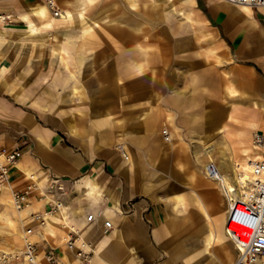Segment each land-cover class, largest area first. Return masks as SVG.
Wrapping results in <instances>:
<instances>
[{"label": "crops", "instance_id": "obj_1", "mask_svg": "<svg viewBox=\"0 0 264 264\" xmlns=\"http://www.w3.org/2000/svg\"><path fill=\"white\" fill-rule=\"evenodd\" d=\"M194 2L206 21L201 30L212 32L213 47L219 46L216 60L206 59L208 42H198L193 34L196 45L205 42L203 60L173 59L177 71L164 69L162 62L158 81L152 76L158 58L144 57L151 69H144L147 87L142 89L126 88L142 74L133 65L127 72L103 66L91 79L107 83L95 88L83 82L79 91L73 70L66 68L64 76L50 65L44 70V55L29 54L30 40L22 38L29 16L23 15L38 1L0 0V9L13 16L0 25L6 29L0 39V146L21 147L8 185L22 189L30 174L40 185L58 176L67 190L64 220L51 217L39 226L33 213L45 205L36 192L31 206L19 213L23 231L32 228L40 264H48V250L57 264H82L63 241L68 228L86 242L89 264H211L217 259L226 264L233 250L225 232L228 200L216 182L201 175V165L210 157L218 164L223 155L234 161L233 142L251 139L254 131L264 133V9L251 8L259 23L251 32L229 15L232 5ZM189 41L178 40L176 48L181 51ZM133 63L138 65V58ZM63 94L67 97L59 100ZM73 94L103 97L75 101L69 98ZM208 148L211 156L204 154ZM84 177L91 188L80 182ZM88 213L95 219L86 220ZM104 220H110L109 228ZM210 230L224 237L226 252L216 242L206 247ZM202 256L213 258L198 263Z\"/></svg>", "mask_w": 264, "mask_h": 264}, {"label": "rangeland", "instance_id": "obj_2", "mask_svg": "<svg viewBox=\"0 0 264 264\" xmlns=\"http://www.w3.org/2000/svg\"><path fill=\"white\" fill-rule=\"evenodd\" d=\"M36 1L46 5L48 7V12L46 16H29L24 22L25 31L23 32L24 35L22 38L30 40L29 44L31 45L29 47V54L32 57L37 54L39 56L42 54L44 55V70L50 65L54 71L56 70L59 74H62V76L65 75L63 73L66 68H68L70 72L73 70V73L70 75L74 78L71 80L74 84L73 87L76 88L78 86L79 91H82L83 82L85 85H93L95 88L103 86L106 81L102 78L98 80L91 78L99 68L103 66L107 67L108 65L117 72L119 70H124L126 72L131 71L130 66L133 65L134 71L136 73L141 72L142 74H138L133 80H128L126 82V88L141 87L142 89L144 85L142 79H144L143 76L145 74L143 71L146 69L148 72L151 69H147V66L145 67L147 64L144 58L145 52L154 54V56L158 58V62L152 65L154 67V73L152 75L153 80L158 81H161V72L163 70L162 62L165 64L164 69L167 70L170 67V70L177 71V61H173V59H180L184 62L185 60H193V57H197V59L203 60L201 52H204L202 47L205 45V42L196 45L192 40H194L193 28L194 30L197 29L199 24L203 26V23L206 21L202 14L199 12L196 13L197 5L194 0H55L54 9H51L45 0ZM187 1H190V6L185 5ZM132 2L136 4L132 5ZM260 8L264 9V7ZM57 10H62L63 16L56 17V15H59L57 14ZM138 14L143 15H139L136 18ZM188 14L194 21L187 17ZM114 18L119 20L118 24L122 25L123 28H128L138 34L139 39L130 45L133 47L134 51H136L137 55H126L121 58V56L118 55L120 52L125 54L129 46H124L120 48L121 51H119V49L113 48L112 43L108 41V39H104L101 32L106 28H111V22ZM130 18L137 21L136 27H139L138 29L129 26ZM195 24L197 27H194ZM32 27H37L35 32L30 31ZM183 39H190V45L180 51L176 46L178 40ZM39 41L42 43L41 46H38ZM101 42H105L106 47L103 45L97 46V44ZM58 46L63 47L64 51H62V53L59 52ZM215 53L217 54V51H215ZM136 58H138V65L133 63ZM212 60L216 59L212 58ZM31 65H33V63H31ZM64 81L65 79L61 84L63 87L66 86V82L64 83ZM145 87H147V85L143 86V88ZM116 88L120 90L124 89V87L119 86V84H117ZM72 96L75 101L80 97H89L90 102L97 101L103 97L101 95L92 94H73L69 96V98H72ZM66 97L67 96L64 94L58 96L59 100ZM222 130L220 132H222ZM251 141L252 137L248 139V142ZM167 142H172L170 134ZM234 143L235 142H233V144ZM210 151V148L205 149L204 154L211 156ZM248 155H251V151L245 154H238L234 162L237 164L242 163L246 158L251 159ZM228 158V156L223 155L218 164L213 161L217 169L222 171L221 173L223 175L229 173L230 163ZM196 159L197 158L194 157V160ZM210 159L213 160L212 157H210ZM207 162L201 165V175L216 182L219 187L225 191L226 187L223 185L222 179L209 178L205 174L204 167ZM185 181L188 183L190 179L185 177ZM10 189L9 185L0 187V251L22 246V235L24 231L19 217L21 211L15 210L12 206L10 202ZM184 193L187 195L190 191ZM183 203H185V201ZM222 241L216 243L220 246L221 250L225 251L226 241L224 237ZM233 251L235 254L232 258V262L236 256L234 244ZM211 258L213 257L202 256L200 258L201 260H198V263H201V261L204 262L205 260L207 261V259ZM219 260L220 259H217L211 264H218Z\"/></svg>", "mask_w": 264, "mask_h": 264}, {"label": "built area", "instance_id": "obj_3", "mask_svg": "<svg viewBox=\"0 0 264 264\" xmlns=\"http://www.w3.org/2000/svg\"><path fill=\"white\" fill-rule=\"evenodd\" d=\"M54 9L52 0H45ZM231 3L246 4L251 8L264 6V0H227ZM10 16L0 9V25L10 22ZM165 140L169 134L164 133ZM252 142L264 151V133L254 131ZM125 157L122 148L119 147ZM21 153L19 145L14 147L0 146V186L9 183L12 168L18 163ZM205 174L218 179V169L211 160L204 167ZM239 195L232 196L226 189L224 195L228 200V211L225 221V232L236 247V258L232 264H264V156L250 162L249 177L239 184ZM10 202L15 210L21 211L31 206V195L36 192L38 200L45 207L33 213L37 224L44 227L51 217L66 218L65 203L67 190L60 177L52 176L40 185L34 175H29V182L22 189H10ZM95 219L93 213L86 215V220ZM106 228L111 226L110 220H104ZM62 226H66L63 222ZM32 228H26L22 235V246L0 251V264H40L39 249L31 239ZM66 247L73 252L82 264L91 262V251L86 250V242L79 238L74 228H68L63 236ZM48 264H57L58 257L52 250L44 253Z\"/></svg>", "mask_w": 264, "mask_h": 264}, {"label": "bare ground", "instance_id": "obj_4", "mask_svg": "<svg viewBox=\"0 0 264 264\" xmlns=\"http://www.w3.org/2000/svg\"><path fill=\"white\" fill-rule=\"evenodd\" d=\"M212 1L218 3V8H223V6H225V4L232 5L233 8L231 10H229V11H227V10L226 11L229 13V15H231V17L238 18L240 23L243 26H245V28L248 29L249 31L254 32L256 30V28H258L257 26L259 25V23H257V21L252 16V9H251L250 6H248L246 4L231 3V2H228L227 0H212ZM79 3H81V2H79ZM52 4L55 6V0H52ZM135 4L136 3L132 2V5H135ZM190 4H191L190 1H187L185 5L186 6H190ZM239 5H242V6H239ZM48 6L51 7L49 5V3H48ZM261 7H264V6H261ZM229 8H231V7H229ZM84 10H86V9H84ZM47 12H48V7L46 5H44L42 3H36L34 6L30 7L29 10L26 12V14L23 15V16H25V18H27V16H36V15L46 16ZM7 14L10 16V18H11L10 22H11L13 16L10 13H7ZM57 14H59V15H56V17L63 16V11L62 10L61 11L57 10ZM139 15L142 16L143 14H138L136 16V18ZM144 15H145V13H144ZM187 17L190 18L191 20H193L189 14L187 15ZM118 21H119L118 19H115V18L112 19L111 28H106V29L102 30L101 33H102L104 39H108V41H110L112 43L113 48L119 49V51H121L120 48H123L124 46H129V49H126L125 54L124 53L122 54V52H120V54L118 56H121V58H123L126 55H129V56L137 55L136 51H134L133 47L130 46V45H132V43L134 41L136 42V40L139 39L138 34L136 32H134V31H131L128 28L127 29L123 28L122 25L118 24ZM7 23H9V22H7ZM7 23H3L2 25L7 24ZM129 26H133L134 28H137V29L139 28V27H136L137 26V21L136 20H132V18H130ZM36 28L37 27H32L30 31L31 32H35ZM202 28H203V26H201L199 24V27L194 30L193 34H194V36H195V38H196V40L198 42H200V41H207L208 42L209 46H208V49L206 50V53H205L206 59H209L210 57L211 58L212 57L216 58L218 55L215 53V51H218L219 46L213 47V45H215V43H217L216 40H215V36L213 35L212 32L202 31L201 30ZM5 32H6V29L0 30V39H3V36L5 35ZM39 42H38V46H41L42 43L41 42L39 43ZM58 50H59L60 53H62V51H64L63 47H61V46H58ZM145 57H146V59L150 60V57H152V54L149 53V52H145ZM143 72H145V71H143ZM143 86H142V88H143ZM221 130H222V128L220 129V131ZM233 146H234V151L236 153L235 155H238V154H241V153L245 154L248 151H251V155H248V157L251 158V159H247L246 158V159H244V161L242 163H237L236 164L234 161H232V159L228 158V161L230 163L229 173L227 175H223L221 173L222 171L220 169H218L219 170L218 171L219 172L218 178L222 179V183L226 187V189H230L231 190V195L232 196H238L239 195V187H238L239 184H241L243 182H246L247 178L249 177L250 162L252 160L258 159L262 155H264V151H262L259 147L253 145L252 141L248 142V139H240L239 138L233 144ZM80 182L82 184L90 185L89 186L90 188L92 187V185H91L92 182L87 177H84ZM8 184L9 183L5 184L4 186H6ZM0 187H3V186H0ZM222 240H223L222 235H220L219 233H214L213 231L210 230V235H209V238H208L207 246L209 245L210 241L220 242ZM224 252H226V249H225ZM234 254H235V252L233 250H232V252H231V249H230V251H228V254H226V264H232L233 263L232 262V258L234 256ZM218 264H225V262L223 263L221 260H219Z\"/></svg>", "mask_w": 264, "mask_h": 264}]
</instances>
